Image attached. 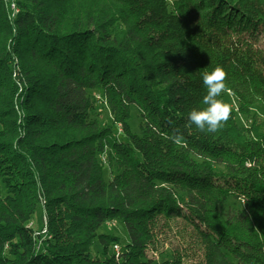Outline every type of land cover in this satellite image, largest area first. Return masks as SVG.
Here are the masks:
<instances>
[{
  "label": "trees",
  "instance_id": "obj_1",
  "mask_svg": "<svg viewBox=\"0 0 264 264\" xmlns=\"http://www.w3.org/2000/svg\"><path fill=\"white\" fill-rule=\"evenodd\" d=\"M260 39L264 0H0V264H264ZM216 66L247 124L201 132Z\"/></svg>",
  "mask_w": 264,
  "mask_h": 264
},
{
  "label": "clouds",
  "instance_id": "obj_2",
  "mask_svg": "<svg viewBox=\"0 0 264 264\" xmlns=\"http://www.w3.org/2000/svg\"><path fill=\"white\" fill-rule=\"evenodd\" d=\"M226 76L221 66H216L211 72L203 73V84L207 88L203 103L207 107L199 110L193 109L188 116L189 124H194L201 132L215 133L230 118V107L217 99L226 90ZM172 139L175 143L181 144L183 137L177 134Z\"/></svg>",
  "mask_w": 264,
  "mask_h": 264
},
{
  "label": "rangeland",
  "instance_id": "obj_3",
  "mask_svg": "<svg viewBox=\"0 0 264 264\" xmlns=\"http://www.w3.org/2000/svg\"><path fill=\"white\" fill-rule=\"evenodd\" d=\"M257 46L260 49L264 50V39H260ZM218 98L224 104L228 105L230 107V110H232L234 112V114L236 116V121L239 125L244 126L247 124L244 117H242V115L239 114V112H238V103H237L236 99L230 93H228V92L223 93L222 92ZM94 102H95V108H96L95 113H94L95 118L98 120V122L101 125H104V126L109 125L111 120H112V117L110 115V112H109V109H108L106 102L104 101V99L101 97L100 94H95ZM253 112H255L256 116L258 117L256 119V122L264 121V109H260L259 107H256L253 109ZM248 121H250V120L248 119ZM133 128L136 130V128H137L136 123L134 124ZM229 205L231 207H236L238 205V203L234 202V203L229 204ZM39 224H40L39 216H38V214H36L34 217V222L32 221V223H31V228H33V230H34V228L38 230ZM114 224L109 225L108 227H106L105 225L102 226L99 229L98 234L99 235H111V236L117 237L120 240V243L123 245L124 243H126V239H127L125 230L119 223H116L115 227H114ZM172 243L175 244L174 239H172ZM166 255L169 256L168 249H166ZM96 257L100 258V248H99L98 243L95 241L91 247V258H96Z\"/></svg>",
  "mask_w": 264,
  "mask_h": 264
},
{
  "label": "built area",
  "instance_id": "obj_4",
  "mask_svg": "<svg viewBox=\"0 0 264 264\" xmlns=\"http://www.w3.org/2000/svg\"><path fill=\"white\" fill-rule=\"evenodd\" d=\"M108 225H113V222H112V221H109V222H108ZM113 251L115 252L116 255H118L119 249H118L117 246H115V247L113 248Z\"/></svg>",
  "mask_w": 264,
  "mask_h": 264
},
{
  "label": "bare ground",
  "instance_id": "obj_5",
  "mask_svg": "<svg viewBox=\"0 0 264 264\" xmlns=\"http://www.w3.org/2000/svg\"><path fill=\"white\" fill-rule=\"evenodd\" d=\"M113 222V221H112Z\"/></svg>",
  "mask_w": 264,
  "mask_h": 264
}]
</instances>
